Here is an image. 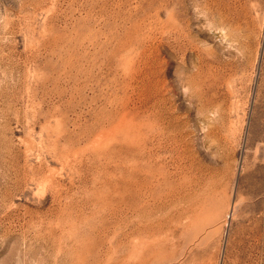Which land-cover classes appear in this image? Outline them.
<instances>
[{
    "label": "rangeland",
    "instance_id": "rangeland-1",
    "mask_svg": "<svg viewBox=\"0 0 264 264\" xmlns=\"http://www.w3.org/2000/svg\"><path fill=\"white\" fill-rule=\"evenodd\" d=\"M0 264H264V0H0Z\"/></svg>",
    "mask_w": 264,
    "mask_h": 264
}]
</instances>
